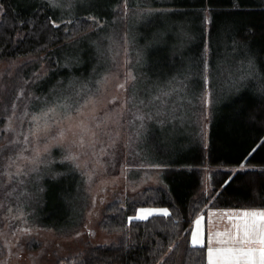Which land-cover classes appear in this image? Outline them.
<instances>
[{"label": "rangeland", "instance_id": "1", "mask_svg": "<svg viewBox=\"0 0 264 264\" xmlns=\"http://www.w3.org/2000/svg\"><path fill=\"white\" fill-rule=\"evenodd\" d=\"M16 1L25 8L43 4L55 23L77 14L97 18L93 35L54 50L53 71L33 80L40 92L27 98L33 96L35 110L22 120L15 119L18 111L0 113V264H57L87 243L114 239L98 226L102 206L164 185L161 166L181 158L195 131L204 133L199 103L205 105L206 95H193L207 83L204 62L195 56L199 21L183 5L189 0H126L119 15L118 0ZM224 37L217 35L211 63L219 103L239 81L247 84L258 74L256 45L236 42L227 61ZM221 58L232 67L222 77ZM23 61H0V101L9 90L1 85L3 72ZM37 151L40 161L33 163ZM210 170L203 173L204 190ZM142 208L155 210L152 216L170 213L166 206H141L129 220ZM243 211L264 207L200 212L190 226V244L200 219L207 259V248L222 246L215 241L234 231ZM45 220L50 224L42 225Z\"/></svg>", "mask_w": 264, "mask_h": 264}, {"label": "trees", "instance_id": "2", "mask_svg": "<svg viewBox=\"0 0 264 264\" xmlns=\"http://www.w3.org/2000/svg\"><path fill=\"white\" fill-rule=\"evenodd\" d=\"M124 3L118 0L115 15L125 14ZM0 5V61L24 59L14 70L3 72L1 85L9 90L2 95L0 113L8 117L18 111L15 119L22 120L36 109L33 96L27 94H38L33 80L53 71L54 50L93 35L97 21L77 14L55 23L43 4L25 8L16 0H0ZM183 5L199 21L195 56L199 65L204 62L207 83L193 95L199 99L202 92L206 95L205 105L199 103L206 119L204 133L195 131L181 158L161 166L164 185L144 187L134 199L125 197L102 206L98 226L114 239L87 243L81 251L57 259V264H206L205 250L189 241L197 214L208 208L264 207V0H189ZM217 35L225 36L222 51L227 61L236 42L256 45L258 68L256 77L247 84L239 81V87L220 103L219 95L214 97L211 68ZM227 61L221 58V77L232 68ZM206 169L211 170L209 189L204 190ZM141 206H166L170 213L129 220ZM49 224L45 220L42 225Z\"/></svg>", "mask_w": 264, "mask_h": 264}, {"label": "snow or ice", "instance_id": "3", "mask_svg": "<svg viewBox=\"0 0 264 264\" xmlns=\"http://www.w3.org/2000/svg\"><path fill=\"white\" fill-rule=\"evenodd\" d=\"M88 19L95 20L94 17ZM65 116L71 119L68 113H65ZM66 159L75 161L78 158L69 155ZM39 161L40 153L37 151L33 163ZM33 171H38V168H34ZM154 211L142 208L136 218L146 220ZM158 214L165 217L169 215L167 209L159 210ZM238 216L240 222L234 225V231L225 233L226 239L215 241L222 246L207 248V264H264V211H243ZM195 223L197 230L192 233L191 243L194 247L197 245L203 247L200 238L201 220L197 219Z\"/></svg>", "mask_w": 264, "mask_h": 264}, {"label": "crops", "instance_id": "4", "mask_svg": "<svg viewBox=\"0 0 264 264\" xmlns=\"http://www.w3.org/2000/svg\"><path fill=\"white\" fill-rule=\"evenodd\" d=\"M205 212V211H204ZM206 264H207V259H206Z\"/></svg>", "mask_w": 264, "mask_h": 264}]
</instances>
